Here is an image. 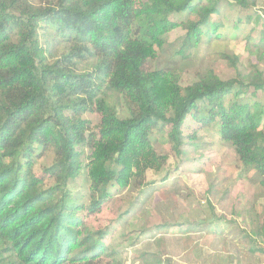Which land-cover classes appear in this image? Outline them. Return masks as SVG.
Instances as JSON below:
<instances>
[{"label": "trees", "instance_id": "obj_1", "mask_svg": "<svg viewBox=\"0 0 264 264\" xmlns=\"http://www.w3.org/2000/svg\"><path fill=\"white\" fill-rule=\"evenodd\" d=\"M221 1L0 0V264L6 250L18 264H118L117 246L106 241L114 228H95L92 215L130 187L141 192L147 172L169 164L155 149L156 130H167L176 161L184 160L190 116L199 123L194 133L215 128L234 150L240 176L264 188V101L239 98L264 91V76L246 82L210 71L184 86L173 69L145 68L164 50L163 36L180 26L183 54L211 36L222 24ZM185 13V22L172 21ZM252 19H237L233 36ZM255 20L260 27L245 38L250 43L258 28L251 44L263 49L264 15ZM226 58L237 67L238 57ZM82 177L89 192L80 202ZM156 226L159 233L181 227ZM253 232L264 239V218ZM262 244L256 239L252 248L264 251Z\"/></svg>", "mask_w": 264, "mask_h": 264}, {"label": "rangeland", "instance_id": "obj_2", "mask_svg": "<svg viewBox=\"0 0 264 264\" xmlns=\"http://www.w3.org/2000/svg\"><path fill=\"white\" fill-rule=\"evenodd\" d=\"M256 1L258 6L244 10L235 0H222L216 19L222 24L216 31L211 30V36H205L198 47L185 50V54V30L180 26L165 34L164 50L145 61L146 70L173 69L184 86L210 71L224 79L239 75L246 82L249 77L264 76V48L251 44L258 41L259 29L251 33L250 43L245 38L249 29L260 27L255 20L257 14L264 15V0ZM248 15L253 17L249 29L233 36L237 19L244 20ZM171 19L183 23L188 15L175 14ZM226 56L238 57L237 67ZM250 91L239 98L264 101V91L257 96ZM116 97L111 94L110 102L116 103ZM117 106L121 115L127 113L121 97ZM86 116L96 123L95 114ZM198 124L191 116L184 124L188 139L183 145L186 154L182 162L176 161L167 130H156L155 149L169 156V164L149 170V184L141 192L130 187L113 196L100 213L92 215L95 228H114L113 236L106 241L117 246L118 264H155L157 255L162 256L163 264H264V251L252 248L256 239L264 247V239L253 232L264 218V188L257 178L240 176L234 150L220 140L215 128L194 133ZM90 153L85 148V156ZM88 192L89 182L84 177L78 179L75 193L80 202ZM164 222L181 227L159 233L156 225ZM150 253L155 256L147 260ZM3 255L2 263L18 264L9 250Z\"/></svg>", "mask_w": 264, "mask_h": 264}]
</instances>
